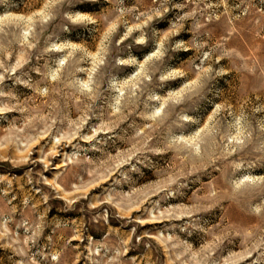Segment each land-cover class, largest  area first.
Instances as JSON below:
<instances>
[{
	"label": "rangeland",
	"instance_id": "rangeland-1",
	"mask_svg": "<svg viewBox=\"0 0 264 264\" xmlns=\"http://www.w3.org/2000/svg\"><path fill=\"white\" fill-rule=\"evenodd\" d=\"M0 264H264V0H0Z\"/></svg>",
	"mask_w": 264,
	"mask_h": 264
}]
</instances>
